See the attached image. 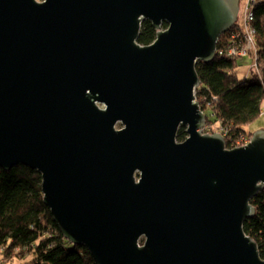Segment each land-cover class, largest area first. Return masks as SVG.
<instances>
[{"label":"water","instance_id":"obj_1","mask_svg":"<svg viewBox=\"0 0 264 264\" xmlns=\"http://www.w3.org/2000/svg\"><path fill=\"white\" fill-rule=\"evenodd\" d=\"M240 7L0 0V167L41 173L63 237L96 264H264L243 229L264 191V130L228 150L195 96L197 63ZM146 20L158 34L144 47Z\"/></svg>","mask_w":264,"mask_h":264},{"label":"trees","instance_id":"obj_2","mask_svg":"<svg viewBox=\"0 0 264 264\" xmlns=\"http://www.w3.org/2000/svg\"><path fill=\"white\" fill-rule=\"evenodd\" d=\"M254 26L257 29L260 60H264V0H255ZM168 25L163 24L162 29ZM158 31L146 20L137 42L144 47L154 43ZM225 37V36H224ZM223 36L220 39L224 38ZM238 61L219 57L211 63L198 62L201 87L196 100L205 113L208 134H215L213 123H220L226 148L234 149L241 138L253 135L249 127L261 116L264 103V66L240 76ZM177 141L184 142L186 127L178 130ZM42 175L22 165L5 172L0 167V253L3 260L23 259L25 264H96L90 251L74 246L63 237L50 209L44 204ZM254 219L247 220L246 234L258 244L264 259V191L251 202Z\"/></svg>","mask_w":264,"mask_h":264},{"label":"built area","instance_id":"obj_3","mask_svg":"<svg viewBox=\"0 0 264 264\" xmlns=\"http://www.w3.org/2000/svg\"><path fill=\"white\" fill-rule=\"evenodd\" d=\"M255 5V0H246L244 6L241 4L239 19L235 28L226 33L223 39L219 40L216 50L219 57L236 61L250 56L253 60L251 68L260 72V49L258 48L257 29L254 26L256 19V15H254ZM261 116H264V103ZM209 128V126H206L203 133L207 134ZM250 142V139L241 138V141L234 149L248 145Z\"/></svg>","mask_w":264,"mask_h":264},{"label":"rangeland","instance_id":"obj_4","mask_svg":"<svg viewBox=\"0 0 264 264\" xmlns=\"http://www.w3.org/2000/svg\"><path fill=\"white\" fill-rule=\"evenodd\" d=\"M246 0H240V4H242L244 6ZM242 6V7H243ZM164 30V29H163ZM238 72L240 74V76H245L246 74H248L250 71L249 69L253 66V60L251 59V57H246V58H241L238 59ZM264 66V60L263 62L260 63V67ZM118 129L122 128V124H118L117 125ZM211 128L214 130V132L218 133V131H220V123H213L211 125ZM250 131L252 132H256V131H263L264 130V116L260 117L258 120H256L254 123H252V125L249 127ZM0 264H25V261L19 258H13L10 261H4L3 260V256L0 253Z\"/></svg>","mask_w":264,"mask_h":264},{"label":"flooded vegetation","instance_id":"obj_5","mask_svg":"<svg viewBox=\"0 0 264 264\" xmlns=\"http://www.w3.org/2000/svg\"><path fill=\"white\" fill-rule=\"evenodd\" d=\"M40 3H43V0H37ZM144 240H141V244H143Z\"/></svg>","mask_w":264,"mask_h":264}]
</instances>
